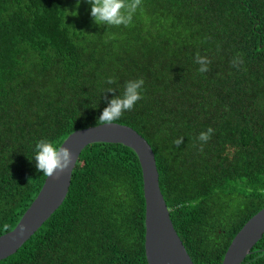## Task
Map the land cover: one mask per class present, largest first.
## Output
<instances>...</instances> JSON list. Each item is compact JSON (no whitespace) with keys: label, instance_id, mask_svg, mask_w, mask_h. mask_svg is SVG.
Returning <instances> with one entry per match:
<instances>
[{"label":"trees","instance_id":"obj_1","mask_svg":"<svg viewBox=\"0 0 264 264\" xmlns=\"http://www.w3.org/2000/svg\"><path fill=\"white\" fill-rule=\"evenodd\" d=\"M197 55L211 61L206 73ZM108 76L116 93L103 92ZM139 77L143 99L114 123L151 146L193 263L221 264L264 207V0H142L129 27L96 25L84 0H0V235L46 178L35 169V142L60 146L102 124L105 96ZM144 213L135 152L89 144L61 205L0 264H148ZM241 264H264V234Z\"/></svg>","mask_w":264,"mask_h":264},{"label":"water","instance_id":"obj_2","mask_svg":"<svg viewBox=\"0 0 264 264\" xmlns=\"http://www.w3.org/2000/svg\"><path fill=\"white\" fill-rule=\"evenodd\" d=\"M119 143L131 148L139 161L145 200V255L148 264H194L178 236L159 186L153 150L144 137L127 125L104 123L76 130L60 146L71 152L63 171L46 176L44 183L15 227L0 235V260L12 255L61 205L69 189L73 168L89 144ZM264 234V207L250 217L231 240L221 264H241Z\"/></svg>","mask_w":264,"mask_h":264},{"label":"clouds","instance_id":"obj_3","mask_svg":"<svg viewBox=\"0 0 264 264\" xmlns=\"http://www.w3.org/2000/svg\"><path fill=\"white\" fill-rule=\"evenodd\" d=\"M90 6V16L96 25L107 26H124L129 27L133 23V17L138 8L142 5V0H84ZM80 0H77V5ZM238 58L233 60V65L240 63ZM195 63L199 65L198 71L206 73L209 71L211 61L204 56L197 55ZM117 84L115 76H108L105 79V85L109 86L104 89L109 93L116 89L111 85ZM145 80L143 77L130 79L125 82L123 91L115 94L111 98L105 96L106 106L101 111L98 119L104 123H113L119 120L126 112L131 111L137 102L143 99ZM211 127L199 133L198 140L201 142V150L213 134ZM184 142L183 137L174 140L176 146ZM35 159V169L50 176L56 171H63L68 168L72 162L71 152L67 147L59 146L56 142L47 138L35 142L33 147Z\"/></svg>","mask_w":264,"mask_h":264}]
</instances>
